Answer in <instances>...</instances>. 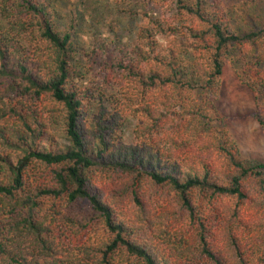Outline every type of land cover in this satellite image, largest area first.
<instances>
[{
    "label": "trees",
    "instance_id": "1",
    "mask_svg": "<svg viewBox=\"0 0 264 264\" xmlns=\"http://www.w3.org/2000/svg\"><path fill=\"white\" fill-rule=\"evenodd\" d=\"M152 3L130 57L99 49L116 94L92 114L56 3L0 0V264H264V163L206 127L241 55L264 130L258 1Z\"/></svg>",
    "mask_w": 264,
    "mask_h": 264
},
{
    "label": "rangeland",
    "instance_id": "2",
    "mask_svg": "<svg viewBox=\"0 0 264 264\" xmlns=\"http://www.w3.org/2000/svg\"><path fill=\"white\" fill-rule=\"evenodd\" d=\"M52 1L56 3L58 29L70 31L74 36L78 55L71 63L76 71L77 83L88 88L94 98L91 110L93 114L102 105L101 97L108 99L110 94H116L113 89H108V73L103 70L104 61L96 58L100 55L99 49H107L113 57H130L140 29L149 24L152 13L159 6L153 4V0H141V3L131 0ZM228 1L239 6L248 0ZM257 1L256 14L263 17L264 0ZM260 49L264 51V48ZM240 58L241 55L227 60L220 91L212 99L215 109L224 120L222 123L214 120L209 125L206 124V127H225L239 144L244 160L264 163V130L252 116L257 100L241 84L236 74V71L248 63L247 59ZM137 124V119L131 118L121 130L122 139L128 145L135 143L133 133ZM13 150L26 152V148Z\"/></svg>",
    "mask_w": 264,
    "mask_h": 264
}]
</instances>
